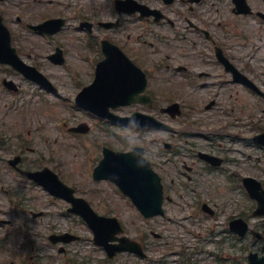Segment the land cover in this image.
Masks as SVG:
<instances>
[{
	"label": "rangeland",
	"instance_id": "374dc122",
	"mask_svg": "<svg viewBox=\"0 0 264 264\" xmlns=\"http://www.w3.org/2000/svg\"><path fill=\"white\" fill-rule=\"evenodd\" d=\"M139 1L148 6L150 2L158 5L156 0ZM113 3L114 0H8L0 7V10H7V25L13 34L14 46L20 50L22 58L26 63L35 65L58 88L57 93L51 94L37 83L15 76L10 79L19 84L20 92H9L2 85L6 75L4 69L0 68V154L6 155L10 152L13 155L22 147L28 159V169L50 168L68 186L75 189L78 196L86 199L100 215L117 217L125 228L126 236L147 246L148 258L141 259L136 255L124 253L109 259L106 252L95 244L87 224L80 217L67 212V202L55 199L43 187L29 181L21 186L19 191L21 197L25 196L21 201L20 210L24 212L21 219L26 222L25 231L30 232L29 239L35 248L31 245L27 247L29 240L26 238L23 241L26 249H22L20 254H26L27 260L34 256L37 264H247L249 252L260 253L262 242L252 235L241 240L233 237L228 229L229 218L234 214L249 216V219H246L258 231L264 230V219L253 216L256 205L252 201L246 202L233 185L229 186L235 190H228V180L224 174L207 171L199 173L197 183L193 184V188H187L183 186L187 185L186 180L176 173L173 167L156 164L163 177L174 179L173 186L167 181L166 192L175 201L172 204L167 203L164 217L148 220L141 217L113 184L93 180V168L102 159L104 146L124 151L130 149L126 137H146V132L142 130L118 128L95 121L75 105L80 90L94 77L91 64L97 55L96 51L100 53L99 46H95V38L99 40L106 34L97 29L93 36L87 39L89 37H86V33L77 29L82 20L80 18L83 16L93 23L113 21L118 16ZM54 17L67 20L64 30L56 36H40L25 26L26 23L37 24ZM18 18H21V22H18ZM122 24L123 26L115 31H108L107 35L122 44L137 48L136 53L140 56L147 57L150 53V58H153L154 51L150 48V42L160 48L161 52L156 56L162 58V54L168 52L164 47L166 44L150 37L148 22L130 17L128 20L123 19ZM165 32L169 30H156L158 34ZM250 38V45H247L249 55H254L255 60L252 63L260 66L257 60L261 55L264 56V48L261 50L264 40L259 41L256 35ZM234 41L239 49L243 42L239 39ZM257 44L261 46L257 47ZM56 47L62 48L65 53L66 61L62 66H56L48 60V56ZM262 66L264 67V63ZM160 75L164 76L165 73L161 72ZM161 78L162 76H156L154 83L158 90L156 96L159 103H181L183 92L177 90L176 85L175 87L170 82L161 81ZM166 78L168 77L164 76V79ZM177 78L176 81H180ZM169 88H174V91ZM236 98L248 100L249 107L242 112L236 110L231 118L222 115L221 120L234 123L223 134L229 131L234 138L237 137V141L213 142L197 137L195 142L204 152L230 151V155H226L235 161V165L230 169L239 173L240 178L245 175L252 176L264 185V149L253 144V141H250V147L239 141L252 138L261 132L264 128V112H260L255 105V96L235 93L234 100ZM132 111L134 108L129 107L119 113L127 115ZM215 116L214 113L197 114L196 111L186 110L183 119L194 121V125L190 126L194 134L210 136L217 130ZM249 118L253 125L243 126L241 120L244 119L248 123ZM232 119H235V122ZM83 122L91 127L89 133L76 134L69 131L70 127ZM182 123L183 121H180L178 125ZM150 143L156 142L150 140ZM155 145L156 150H163ZM203 168L199 165L198 171ZM237 179L239 180L237 177L234 179V183ZM183 195L185 199L181 198ZM223 198H226L227 202L218 207L217 204L223 201ZM0 202L6 209L11 210V217L14 207L5 201V196L0 197ZM203 203L215 209L213 218L202 211ZM34 213H41V216L34 218ZM54 233H71L80 236V240L65 246L66 251L60 252V244L55 245L49 240V236ZM215 235L221 241H217ZM178 253L182 254V257H173ZM12 262L18 264L17 260L9 259L0 252V264Z\"/></svg>",
	"mask_w": 264,
	"mask_h": 264
},
{
	"label": "flooded vegetation",
	"instance_id": "af4514ba",
	"mask_svg": "<svg viewBox=\"0 0 264 264\" xmlns=\"http://www.w3.org/2000/svg\"><path fill=\"white\" fill-rule=\"evenodd\" d=\"M156 2L160 5L157 6L150 2V18H147L146 22H149L150 25V37L166 44L164 47L168 52L162 54V58L156 56L160 54V48L150 42V48L154 51L153 58H150V53L147 57L140 56L136 53L138 49L132 45L125 44L123 46V50L129 58L146 73L148 83L145 106L147 113L155 114L157 110L163 108L157 104L158 90L154 86L156 76L157 78L162 76L161 81L170 82L174 84L173 86H177V90L183 92V98L180 97L182 98L180 103L182 110L196 111L197 114L214 113L216 115L217 130L213 132V135L205 136L206 139H231L232 136H229V133L227 136L223 134L224 126H231V123L228 120H221V116L225 115L231 118L236 110L242 112L249 107L248 100L243 98L234 100V94H254L260 99L259 104L264 106V67L262 66L264 56L261 55L257 60L260 66H256L252 63L255 56L249 55V47L247 48V45H250L251 36L256 35L261 42L264 40V0H175L171 5L162 0H156ZM248 7H250L251 13L246 14L245 9ZM154 11L159 12L155 14ZM118 15L117 26L123 17V15ZM133 17L138 18V15ZM116 27L112 30H115ZM160 28L169 30V32L156 33V30ZM235 39L243 42L239 49L235 45ZM113 41L117 43L116 40ZM263 48L264 46H261V50ZM98 59L92 63L93 75L96 65L102 60V57H98ZM5 67L7 70L4 73L7 77L17 76L16 71L11 67ZM161 72H164V76L168 78L164 79V76L160 75ZM177 77L180 81H176ZM174 88L169 89L174 91ZM19 90L18 88L16 92ZM150 97L152 99L151 106ZM259 104H256L258 108H260ZM241 121L243 126L252 124L250 118L248 123L244 119ZM193 125V120L188 118L183 121L181 128L173 129L172 133L164 132L166 136H160L164 140V146L167 147V151L162 154L165 165H173L180 174L183 173L188 178L189 183L194 185L197 183L199 173L216 170L215 172L224 174L228 180V190H241L242 187L237 188L238 179L234 183L236 177L239 180L242 178L239 177V173L230 169L235 165V161L226 155L229 152L221 150L203 152L195 142L197 137L203 138V135L194 134V130L190 129V126ZM261 133H264V128ZM179 142L182 143V146ZM244 142L247 141L244 140ZM4 148L9 151L6 147ZM202 153L211 157L203 156ZM27 160L22 147L13 155L10 152L6 155L0 154V197L5 196L14 207L10 217L11 210L6 209L3 203L0 204V221L6 222L0 226L6 228L4 232H0V235L7 236L5 239L0 237V252L7 255L12 254L13 257H16L14 250L20 251L21 245L19 243L12 244V250L8 251L5 244L9 241L10 236L20 238L23 232L7 229L26 228V222L21 219L24 212L20 210L22 209L21 201L25 199V196L21 197L19 191H21V186L26 185L27 179L24 171L29 168L26 165ZM12 161H16V164H12ZM219 161H221L220 166L213 167L210 164L211 162L218 165ZM199 165L204 167L200 171H198ZM229 185H233L235 189ZM226 202L227 199L223 198V201L221 200L217 205L220 207ZM215 214L216 212L213 215L215 216ZM19 263L24 264L23 261Z\"/></svg>",
	"mask_w": 264,
	"mask_h": 264
},
{
	"label": "water",
	"instance_id": "95a60500",
	"mask_svg": "<svg viewBox=\"0 0 264 264\" xmlns=\"http://www.w3.org/2000/svg\"><path fill=\"white\" fill-rule=\"evenodd\" d=\"M132 2L137 3L135 1ZM146 8V6L141 5L138 7L141 10H145ZM132 9L129 10L130 13L136 8L132 6ZM54 22H46L41 26L35 27V29L41 32L43 28H46ZM6 51L10 52L11 57H13L10 59V62H17V55L14 49L11 48L10 34L0 20L1 62L6 63V60L3 59ZM105 51L108 60L98 68L95 82L83 90L78 97V102L102 117L115 119L114 115L109 112L110 108H117L121 105H129L134 102L143 101L144 97L139 96V94L145 91L146 79L139 69H136L133 65L130 68L126 63L129 61L117 47L108 46ZM52 59L57 63H62V52L59 51L58 55ZM120 65L122 66L120 67ZM15 67L26 77L37 80L44 85L48 84V81L36 69L24 65L22 62H19ZM138 117L144 120L146 119L141 114ZM156 126L161 127L160 125ZM87 129H73V131L85 132ZM41 174L43 176L39 182L56 196L65 198L73 204L74 208L69 211L80 214L88 222L95 234L96 242L108 250L110 257L119 252L139 251L135 248V246H138L136 243L125 238H117V235L122 232V228L116 219H107L98 216L84 199L75 198L73 190L63 184L58 176L50 170H45ZM94 174L97 180L109 178L116 182L124 193L134 201L145 217L149 218L164 214L162 209V187L159 177L152 171L151 167H137L130 153L124 154L106 149L105 158L95 169ZM38 176L40 175H37V180ZM42 179H45V181ZM247 181L251 194L259 202L260 210L256 214H264V190L261 184L254 180ZM70 239L72 240L73 238ZM115 241H120L125 244L119 246L111 244V242ZM250 264H264V258H258L257 255H252L250 257Z\"/></svg>",
	"mask_w": 264,
	"mask_h": 264
},
{
	"label": "clouds",
	"instance_id": "9594fccd",
	"mask_svg": "<svg viewBox=\"0 0 264 264\" xmlns=\"http://www.w3.org/2000/svg\"><path fill=\"white\" fill-rule=\"evenodd\" d=\"M129 125H135L138 130L146 132V137L143 139L138 138L137 136H128L126 138L130 148V155L136 166L140 168H148L150 167L151 160L156 151L155 143H148V141L155 139V137L159 135V132L153 125L147 122H141V120L135 115H132L122 127L128 128Z\"/></svg>",
	"mask_w": 264,
	"mask_h": 264
}]
</instances>
